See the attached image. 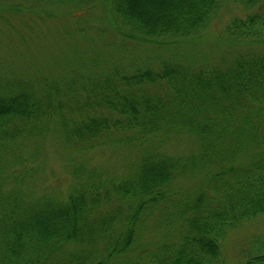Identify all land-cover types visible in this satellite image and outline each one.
I'll use <instances>...</instances> for the list:
<instances>
[{
    "label": "trees",
    "instance_id": "obj_1",
    "mask_svg": "<svg viewBox=\"0 0 264 264\" xmlns=\"http://www.w3.org/2000/svg\"><path fill=\"white\" fill-rule=\"evenodd\" d=\"M52 1L107 2L113 33L99 36L137 52L88 73L0 76V264H264L260 234L224 256L229 233L264 218V0ZM215 24L218 59L179 54ZM48 135L69 155L133 157L119 176L78 163L64 192L38 193ZM181 137L185 151L163 149Z\"/></svg>",
    "mask_w": 264,
    "mask_h": 264
},
{
    "label": "rangeland",
    "instance_id": "obj_2",
    "mask_svg": "<svg viewBox=\"0 0 264 264\" xmlns=\"http://www.w3.org/2000/svg\"><path fill=\"white\" fill-rule=\"evenodd\" d=\"M35 1L41 4L40 8ZM39 1L0 0V14L8 18V22H0V76H14L19 74V70L29 76L54 73L57 76H70L79 67H83L86 73L94 70L92 69L95 65L92 63L94 60L101 63L112 56H120V60L125 57V60L133 61V53L137 52L134 48L122 51V48L112 46L110 37L104 39L103 36H99L101 30L113 33L111 24L101 13L102 10H110L107 2L103 5L102 1L96 2L94 8H87L92 5L91 3L83 9L52 0ZM12 5L18 6L17 8L22 11L38 10L46 15H19L5 9ZM83 10H90L87 17H83ZM79 11L82 15L77 14ZM73 12L76 18L73 17ZM90 27L93 33H90ZM220 35L219 26L215 24L197 42L181 46L179 54L197 61H202L205 57L218 59L225 50V43L220 40ZM146 48L144 55L151 52L149 46ZM141 58L148 57L139 56L137 61H142ZM53 138V135H48L44 148L39 149L40 155L37 159L41 162L35 181L38 193L64 192L71 184L72 168L78 163L105 172L107 175L119 176L126 172L133 157V152L121 147L96 148L69 155L56 142L51 143ZM33 144H28L25 157L34 152ZM190 144L185 137H181L168 141L163 145V149L178 153L185 151ZM259 234L264 237V218L259 223L249 224L246 228L229 233L224 249L226 261L234 262L238 249L246 246L244 243H248L249 237Z\"/></svg>",
    "mask_w": 264,
    "mask_h": 264
}]
</instances>
